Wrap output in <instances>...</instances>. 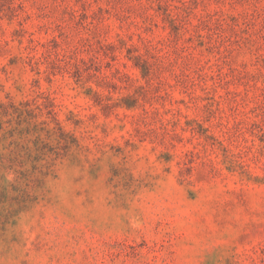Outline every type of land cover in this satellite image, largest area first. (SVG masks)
Masks as SVG:
<instances>
[{
	"label": "rangeland",
	"instance_id": "rangeland-1",
	"mask_svg": "<svg viewBox=\"0 0 264 264\" xmlns=\"http://www.w3.org/2000/svg\"><path fill=\"white\" fill-rule=\"evenodd\" d=\"M0 264H264V0H0Z\"/></svg>",
	"mask_w": 264,
	"mask_h": 264
}]
</instances>
